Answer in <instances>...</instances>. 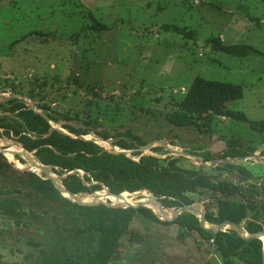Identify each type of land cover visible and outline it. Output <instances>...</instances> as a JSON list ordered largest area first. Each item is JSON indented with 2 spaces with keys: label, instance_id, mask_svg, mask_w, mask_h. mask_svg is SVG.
Returning a JSON list of instances; mask_svg holds the SVG:
<instances>
[{
  "label": "rangeland",
  "instance_id": "rangeland-1",
  "mask_svg": "<svg viewBox=\"0 0 264 264\" xmlns=\"http://www.w3.org/2000/svg\"><path fill=\"white\" fill-rule=\"evenodd\" d=\"M97 22L107 27L94 28ZM218 37L251 49L228 53L214 47ZM198 75L242 85L244 96L229 107L250 120H264V0H0V101L19 97L34 110L60 117L52 125L69 134L63 124L70 122L92 130L84 136L95 141L96 135L107 134L105 146L98 144L110 151H115L111 142H133L129 134L139 135L146 141L141 146L153 143L143 154L182 156L179 164L186 168L203 165L193 154L216 159L227 141L234 140L240 149L255 148L257 155L234 163L253 167L264 177V133L247 120L214 114L209 129L177 127L167 120ZM43 104L48 107L40 108ZM5 114L0 110V118ZM2 131L0 127V147L21 150ZM156 146L162 149L153 151ZM214 166L204 165L215 176L233 181L242 176L237 168ZM53 175L61 183L63 177ZM243 179L247 187L259 181ZM105 191L79 196L115 203L151 196L133 193L121 200ZM0 196L21 200L28 211L19 220L0 212V264H39L43 248L53 249V240L64 242L72 232L59 228L71 224L29 189L0 185ZM167 211L170 216L176 209ZM132 227L144 233L145 241L131 243L125 237L111 264H204L216 259L213 242L198 232L181 237L177 224L140 215ZM58 230L67 233L59 235Z\"/></svg>",
  "mask_w": 264,
  "mask_h": 264
},
{
  "label": "trees",
  "instance_id": "trees-1",
  "mask_svg": "<svg viewBox=\"0 0 264 264\" xmlns=\"http://www.w3.org/2000/svg\"><path fill=\"white\" fill-rule=\"evenodd\" d=\"M93 27L105 28L107 25L97 22ZM214 40L215 48L228 53L244 54L251 49L248 45L225 44L219 37ZM243 96L244 90L240 84L198 75L190 84L185 98L177 101V109L167 116V120L177 127L196 125L209 129L213 115L218 114L247 120L253 129L264 133V120H250L246 113L229 107V102ZM30 98L34 99L35 96L30 95ZM42 107L48 106L43 104ZM0 110L7 113L0 118L2 133L14 137L42 163L52 165L53 171L63 177L62 184L73 193H94L104 187L115 194L147 190L163 196L161 201L166 209H177L202 200L207 208L206 219L209 223L232 220L242 223L250 234L264 231V177L255 176L240 164L221 162L213 167L224 171L239 169L242 176L233 181L209 173L211 169L207 170L204 165L200 168L183 167L179 164L182 156L162 159L140 151H134L130 156L106 150L93 139L76 137L92 132L89 128L71 122L63 124L72 135L53 128L51 120L59 121L60 117L51 113L45 116L16 96L0 101ZM63 117L68 118L67 115ZM201 119L207 120L201 122ZM102 136L110 138L107 134ZM129 136L133 142L121 138L113 144L122 149H132L146 143L139 135L130 133ZM235 142L227 141L218 158L245 157L256 150L252 147L240 149ZM161 149V146L152 148L153 151ZM10 155L24 164V159L19 155L17 158L13 153ZM202 155L206 161L215 158L208 153ZM25 167L8 160L0 152V185L9 187L18 184L29 189L50 202L65 223L71 224L69 227L65 224L58 226L72 232L64 242L53 240V249L43 248L39 264H111L119 258L125 237L131 243L141 244L145 241L144 233L132 227L137 215L147 221L177 224L181 237L198 232L205 240L213 242L214 253L223 264H264V242L261 238L246 239L233 228L209 232L202 227L199 217L188 211L174 220H163L151 206H112L103 202L80 204L66 197L45 173L22 169ZM243 176L259 181L247 187ZM0 212L17 220L28 214L21 200L7 196H0ZM53 217L56 218V214ZM64 233L58 230L59 235L67 232ZM204 264L216 263L208 259Z\"/></svg>",
  "mask_w": 264,
  "mask_h": 264
},
{
  "label": "water",
  "instance_id": "water-1",
  "mask_svg": "<svg viewBox=\"0 0 264 264\" xmlns=\"http://www.w3.org/2000/svg\"><path fill=\"white\" fill-rule=\"evenodd\" d=\"M6 99H8V98L7 97L4 98L3 101L6 100ZM30 107L35 109L32 106H30ZM36 111L41 113V114H43L39 110H36ZM43 115H45V114H43ZM51 122H53L55 124H58V123H60V120L59 121L51 120ZM53 128H57V126H53ZM62 131L65 132L64 130H62ZM65 133L69 134L68 132H65ZM70 135H72V134H70ZM96 136H98L99 138H101L103 140H108V139H106L105 137H103L101 135H96ZM76 137L90 139V138H86L84 135H78ZM95 142L98 143L97 140ZM111 145L113 146V148L115 150L114 152H123V153H126L127 155H129L128 152L133 153L134 151H140L143 154L145 149H150L153 146V143L146 144L145 146H140V147L132 148V149H122V148L116 149L115 148L116 145H114L113 142H111ZM166 146L169 147L168 145H166ZM23 149H25V148H23ZM169 149H171V148L169 147ZM26 151L32 153V151H29V150H26ZM0 152L3 155H5L8 160H10L8 158V156H7L9 153H13L15 155V157L17 155H19L20 157H22L25 160V162L27 164L26 167L22 168V169H28V170H31V171H36L37 169L42 170L43 172L46 173L48 178H50L54 182V184L58 187V189L66 197H70L73 201L78 202L80 204H91V203L92 204L93 203L96 204V203H99V202H103V203H106L108 205L110 204L112 206H142V205L143 206H148L147 202L142 201V200L141 201H137L135 203L127 202L126 204H124L122 202H118V203L117 202L116 203L115 202H109V201H106L105 199H102V198H100V199L94 198L93 200H83V199H81L79 194L73 193L68 188H66L64 186V184H62V180H61V183L57 182L55 176L54 175L52 176V173L54 172L52 165H46V164L42 163L39 159H36V158L29 159V158L24 156V154H23V152L21 150H11L10 148H2V147H0ZM193 155L199 157L203 165L208 166V167H212V166L216 165L219 162L234 163L237 160H244V159H246V157L255 156L256 154H252V155L245 156V157L243 156V157H239V158H234V159H232L230 157L216 158V159L211 160L209 162L206 161L202 156H200L198 154H193ZM17 160H19V159H17ZM16 167H18V166H16ZM18 168H20V167H18ZM70 173H72V172H70ZM63 176H66V175H63ZM145 191H147V190H140V191H136V192H128V191H126V192L139 194V193H142V192H145ZM95 192H97V191H95ZM107 192L110 195H115V196H123V194L125 193V192H122V193L115 194V193H112L111 191H109L108 189H107ZM151 194H152L151 195L152 196V198H151L152 202L153 203H157V205H158V210L154 209V211L163 220H174L181 213L188 211V212H191L193 214H196L199 217V219H200V224L202 225V227H204L209 232L216 233V232L221 231V230H226L227 228H233V229H235L238 232L239 235H241L242 237H244L246 239L261 238L263 240V242H264V231H259V232L250 234V233H248L245 230V228L243 227L242 223H238L236 221L226 220V221H223V222H220V223H215V224L210 223L209 224V222L206 219L207 208H206V205H205V203L203 201H197L194 204H190V205H186L185 204V205L177 208L176 211L173 212L171 214V216L169 217V216L166 215V210L167 209L164 207V205H163V203L161 201V198H163V196L160 197V196L155 195L154 193H151ZM148 207H150V206H148ZM161 209H162V213H161ZM262 259L264 260V246H263Z\"/></svg>",
  "mask_w": 264,
  "mask_h": 264
},
{
  "label": "bare ground",
  "instance_id": "bare-ground-1",
  "mask_svg": "<svg viewBox=\"0 0 264 264\" xmlns=\"http://www.w3.org/2000/svg\"><path fill=\"white\" fill-rule=\"evenodd\" d=\"M95 137V136H94ZM95 138H97L98 139V141L103 145V146H105V144H103V141H107V140H103V139H101V138H98V137H95ZM19 148L25 153V155L27 156H29V158L31 159V158H33V155L31 154V152H27L25 149H23L22 148V146H19ZM113 148V147H112ZM116 149H120L119 147H115ZM8 156V158L10 159V161H14V162H16V163H18V165H20V166H26V164H21V162H19V161H17L16 159H14L11 155H10V153L7 155ZM37 171H39V169H37ZM105 192H107V191H105ZM147 192H149V191H145V192H142L141 193V195L142 196H144V195H146V193ZM131 194H133V193H128V192H125L124 194H123V196H115V195H110L108 192H107V195L109 196V197H111V198H116V199H123V197H126V195H131ZM150 195H152L151 193H150ZM151 198H152V196H150V198H143V199H139V200H126V201H121L122 203H124V204H126L127 202H133V203H135V202H137V201H145V202H147V205L148 206H151L153 209H155V210H158V205H157V203H153L152 202V200H151ZM145 199H147V200H145ZM160 212V211H159ZM161 213H162V209H161ZM166 215L167 216H169L168 215V211L166 210ZM171 216V215H170ZM169 216V217H170ZM210 224V223H209Z\"/></svg>",
  "mask_w": 264,
  "mask_h": 264
},
{
  "label": "crops",
  "instance_id": "crops-1",
  "mask_svg": "<svg viewBox=\"0 0 264 264\" xmlns=\"http://www.w3.org/2000/svg\"><path fill=\"white\" fill-rule=\"evenodd\" d=\"M225 117V116H224ZM248 169H250L251 171H252V173L253 174H255V176H259L258 174H257V171L255 170V169H253V167H249ZM261 174H263L264 175V173L263 172H260ZM243 225V224H242ZM244 227V226H243ZM215 254V253H214ZM215 258L216 259H211V260H213L214 262H216V264H223V262H221L220 261V259L218 258V256L215 254ZM209 259V258H208ZM207 259V260H208Z\"/></svg>",
  "mask_w": 264,
  "mask_h": 264
}]
</instances>
